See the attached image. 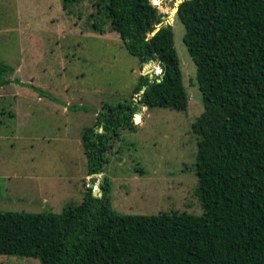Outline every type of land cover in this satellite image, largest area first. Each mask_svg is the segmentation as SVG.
<instances>
[{
  "label": "trees",
  "instance_id": "1",
  "mask_svg": "<svg viewBox=\"0 0 264 264\" xmlns=\"http://www.w3.org/2000/svg\"><path fill=\"white\" fill-rule=\"evenodd\" d=\"M76 1L60 0L61 7ZM94 5L128 56L159 68L162 80L138 76L137 104L185 111L170 26L147 37L160 22L155 6L149 0ZM176 18L202 105L190 124L201 213L120 215L103 178L99 197L86 187L81 201L59 214L0 210V255L39 264H264V0H183ZM91 28L103 33L98 19ZM10 71L0 62V85ZM135 110L123 101L105 105L82 130L87 175L103 172L109 138L134 129Z\"/></svg>",
  "mask_w": 264,
  "mask_h": 264
},
{
  "label": "rangeland",
  "instance_id": "2",
  "mask_svg": "<svg viewBox=\"0 0 264 264\" xmlns=\"http://www.w3.org/2000/svg\"><path fill=\"white\" fill-rule=\"evenodd\" d=\"M156 1L149 0L162 21L170 19L186 109L135 110L134 129L109 138L97 182H109L110 206L120 215L199 214L190 129L202 111L195 68L183 27L170 13L174 0ZM96 19L101 34L91 28ZM0 62L11 68L0 85V210L59 214L78 204L88 186L82 130L105 105H136L132 88L149 66L126 54L94 0L72 2L66 11L60 0H0ZM0 264L39 263L0 255Z\"/></svg>",
  "mask_w": 264,
  "mask_h": 264
},
{
  "label": "water",
  "instance_id": "3",
  "mask_svg": "<svg viewBox=\"0 0 264 264\" xmlns=\"http://www.w3.org/2000/svg\"><path fill=\"white\" fill-rule=\"evenodd\" d=\"M182 1L183 0H174L173 6H172V8L170 10V13L176 15V11H177L178 4L181 3ZM162 19H163V17L160 18V22L156 25L154 31L147 35L148 38H150L151 36H153V34L155 32H157L161 27H165V26L168 25V22H169L170 19L169 20H165L164 22L162 21ZM143 66H149V69H147L148 70L147 71L148 78H153V77L155 78V77H157L159 80H162V75L155 73L154 68L151 67L148 63H144ZM157 82H158V80H157ZM141 93H142V90L140 91V94ZM135 106H136V110L137 111L142 108V106L139 105V104H136ZM94 183H95V187H96V190L97 191H95L93 189L91 195H92V197H95V195H97L96 197H99L100 196V189H99V186H98L97 177H96V175L90 174V176L88 177V186L87 187H91Z\"/></svg>",
  "mask_w": 264,
  "mask_h": 264
},
{
  "label": "crops",
  "instance_id": "4",
  "mask_svg": "<svg viewBox=\"0 0 264 264\" xmlns=\"http://www.w3.org/2000/svg\"><path fill=\"white\" fill-rule=\"evenodd\" d=\"M158 72V70H155V73ZM84 156V155H83ZM85 158V157H84ZM86 165V162H85ZM42 203L46 205L47 201L46 200H42ZM62 210V209H61Z\"/></svg>",
  "mask_w": 264,
  "mask_h": 264
},
{
  "label": "bare ground",
  "instance_id": "5",
  "mask_svg": "<svg viewBox=\"0 0 264 264\" xmlns=\"http://www.w3.org/2000/svg\"><path fill=\"white\" fill-rule=\"evenodd\" d=\"M136 122H138V119H137V118H135V123H136ZM93 185H94V184H93ZM93 185H92V186H93ZM93 189H94V188H93ZM94 190H95V189H94ZM95 191H97V190H95Z\"/></svg>",
  "mask_w": 264,
  "mask_h": 264
},
{
  "label": "built area",
  "instance_id": "6",
  "mask_svg": "<svg viewBox=\"0 0 264 264\" xmlns=\"http://www.w3.org/2000/svg\"><path fill=\"white\" fill-rule=\"evenodd\" d=\"M157 73H159V71L157 72ZM97 195H95V197H96Z\"/></svg>",
  "mask_w": 264,
  "mask_h": 264
}]
</instances>
